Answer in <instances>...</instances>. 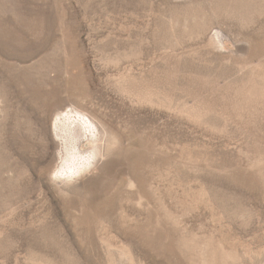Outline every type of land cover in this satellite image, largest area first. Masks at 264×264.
I'll list each match as a JSON object with an SVG mask.
<instances>
[{"label": "rangeland", "instance_id": "374dc122", "mask_svg": "<svg viewBox=\"0 0 264 264\" xmlns=\"http://www.w3.org/2000/svg\"><path fill=\"white\" fill-rule=\"evenodd\" d=\"M0 264H264V0H0Z\"/></svg>", "mask_w": 264, "mask_h": 264}, {"label": "bare ground", "instance_id": "6f19581e", "mask_svg": "<svg viewBox=\"0 0 264 264\" xmlns=\"http://www.w3.org/2000/svg\"><path fill=\"white\" fill-rule=\"evenodd\" d=\"M80 119H81V118H80ZM88 122H89V121H88ZM82 124H83V123H82ZM88 125H89V124H88ZM92 125H93V124H92ZM85 127H86V130L89 128V127L87 126L86 123H85ZM85 127H84V128H85ZM90 127H91V126H90ZM81 132H82V131H81ZM85 132H86V131H85ZM88 133H89V132H88ZM81 135H83V134H81ZM83 138H87V139H88V135L85 136V134H84V135H83ZM87 141H88V140H87ZM86 144L88 145V143H86ZM81 154H82V153H81ZM91 155H93V154H91ZM79 156H80V155H79ZM94 157H95V156H94ZM81 158H84V157H81ZM90 158H91V156H88V155L85 156V161H84V162H85V165H87L88 163L91 162L92 159L90 160ZM92 158H93V156H92ZM84 162H83V163H84ZM79 164H80V163H79ZM80 165H81V164H80ZM83 165H84V164H83ZM85 165H84V166H85ZM81 166H82V165H81ZM81 166H80V167H81ZM84 166H83V167H84ZM77 167H78V166H77ZM76 169H77V168H76ZM81 169H82V168H81ZM73 171H74V170H73ZM73 171H72V172H73ZM75 171H77V170H75Z\"/></svg>", "mask_w": 264, "mask_h": 264}]
</instances>
